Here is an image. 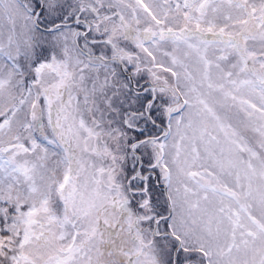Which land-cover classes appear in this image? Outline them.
I'll use <instances>...</instances> for the list:
<instances>
[{"label": "snow or ice", "instance_id": "snow-or-ice-1", "mask_svg": "<svg viewBox=\"0 0 264 264\" xmlns=\"http://www.w3.org/2000/svg\"><path fill=\"white\" fill-rule=\"evenodd\" d=\"M0 264H264V0H0Z\"/></svg>", "mask_w": 264, "mask_h": 264}]
</instances>
